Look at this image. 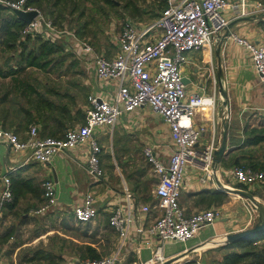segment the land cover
<instances>
[{
    "label": "built area",
    "instance_id": "obj_1",
    "mask_svg": "<svg viewBox=\"0 0 264 264\" xmlns=\"http://www.w3.org/2000/svg\"><path fill=\"white\" fill-rule=\"evenodd\" d=\"M159 16L146 26H138L127 20L115 36V50L112 54L98 52L85 37L74 31L57 27L52 20L37 7L27 4V0H0V4L15 13V9H36L38 14L21 28L22 34L40 33L55 40L65 32L71 36L72 50L90 63L93 74L107 88L113 83V91L106 93L100 87L87 95L84 121L65 130L62 136H41L35 123L29 125L25 137L11 128L0 125V143L14 152L28 151V158L41 163L51 162L56 156L78 146H87L84 167L87 173L100 180L104 170L100 163L102 146L95 132L104 126L113 127L119 116L138 107L147 106L169 124L171 150L167 161L156 153L157 144L147 143L142 152L152 165L157 181L154 187L156 198L155 217L148 223L138 221L132 211L117 204L110 210L108 222L117 234V239L107 254L91 257L83 264H118L123 259V248L129 238L130 228L136 236L145 235L146 243L152 244L150 256L141 264H164L166 256L162 245L166 241H185L195 236L207 223L221 215L218 207L201 208L188 213L180 202V191L189 166L199 170L198 180L205 185L219 188L227 185L225 179L242 183L247 190L264 179V168L250 165L225 167L214 161V150L219 139L198 146L204 125H194L192 115L198 108V101L204 94H188L182 80V66L189 61V51L210 46L229 23L225 9L232 8L237 16L261 14L264 18V2L260 0H165ZM242 46L251 61L252 67L264 87V43L252 40L237 31H229L225 36ZM65 47L68 44L65 43ZM106 83V84H104ZM264 112V104L262 107ZM213 122V120H212ZM214 123H212L213 126ZM0 175V215L13 200L10 170ZM56 183L52 178L42 181V203L34 213H46L58 204ZM231 186V185H228ZM252 211H256L248 202ZM150 205H140V211L148 213ZM71 212L77 222L91 221L98 215L96 194L92 190L83 193L80 202L72 205ZM149 237H155L152 241ZM142 242V241H140ZM140 243L135 245L138 251Z\"/></svg>",
    "mask_w": 264,
    "mask_h": 264
},
{
    "label": "crops",
    "instance_id": "obj_2",
    "mask_svg": "<svg viewBox=\"0 0 264 264\" xmlns=\"http://www.w3.org/2000/svg\"><path fill=\"white\" fill-rule=\"evenodd\" d=\"M240 1L231 0L232 3ZM260 1L264 2V0ZM224 12L229 18V23L232 22L230 31H237L252 40L264 43V18L260 17L261 14H258L260 15L258 17L253 15L237 16L232 8H227ZM223 32L210 46L189 51V61L182 66L181 72L185 77V89L188 94H204L214 96L216 99L211 119H208L199 108L192 115L194 125L200 124L205 127L199 137L198 146L208 143L212 135L216 140L219 139L220 143L224 129L223 121H225L227 122L226 150L228 149V151H224L221 160L233 159L236 162L240 156L238 153L240 147L239 144H230V134L243 139L245 126L264 124V112L262 111L264 87L252 67L246 50L227 40L225 36L223 37ZM114 50L101 52L109 55ZM7 78L10 80L9 77L3 79ZM11 85L4 87L0 85V125L16 129L21 137H25L29 125L32 123L37 124L39 129L40 120L35 118L28 122L21 116L16 103L10 104L9 100L2 98L1 95L8 89L10 90L9 96L12 94ZM106 85H108L107 88L103 84L101 87L106 89V93H111L114 84L109 82ZM92 87L97 88L98 86L93 85ZM212 123H214L213 126ZM95 135L102 146L100 163L104 170V176L100 180L91 182L89 178H86L84 167L86 145L69 149L62 155L56 156L51 162L41 163L28 158V151L15 153L9 146L0 143V175L9 167H14L10 173L13 175V186L17 191L13 205L6 206L0 215V228L6 225L23 228L35 223L36 226H40V230L33 231L28 240L17 241L21 243H29V241L43 238L49 234L47 233L49 231L47 223L34 222V219L30 218L33 216L30 213L32 206L37 208L41 203L40 200L43 201L42 181L46 178H52L56 183L58 204L45 214L49 218L54 215L59 216L62 229H64L62 226L64 219L72 225L79 224L72 217V205L80 202L83 193L87 190L95 192L98 215L88 221L87 232L95 235L98 242H103L104 239L106 242L108 241L107 250H100L101 256L110 252L117 239V234L108 222L110 210L114 206L121 204L124 208L132 211L138 221L148 224L155 217L154 187L157 175L144 156L142 147L147 143H156L158 145L156 153L162 160L167 161L171 150L169 124L149 107L142 106L130 112H124L112 128L104 126L97 129ZM246 147H254V145ZM198 174L197 168L189 166L180 191V202L188 213L206 208L205 203L199 200L203 190L217 189L215 186L201 183L197 178ZM225 180V183L230 185V180ZM227 196V200L222 204L212 205L220 207L221 215L203 226L195 236L185 241H166L162 245V253L166 259H169L168 264H184L188 261L191 264H212L214 259L221 260L224 249L218 248V246L226 243L224 242L226 233L246 228L255 219L254 217L249 221L252 211L246 198L229 192ZM145 203L150 205V210L146 214L140 211V205ZM6 209L12 211L7 212ZM20 211L22 212L19 213ZM22 216H27L28 220L22 222ZM52 222L55 221L52 220ZM11 238L13 236L4 243H0L2 247L0 248L4 250ZM146 238L148 237L145 235L138 234L136 236L134 227L130 228L129 238L123 248L122 261L124 263H127L126 258L129 254L134 257L133 263L138 264L150 256L152 244L146 243ZM149 238L156 241L155 237ZM39 243V247L47 245L42 239ZM137 243L141 244L138 251L135 250ZM11 252L8 251L7 254L10 255ZM122 261L118 264H122Z\"/></svg>",
    "mask_w": 264,
    "mask_h": 264
},
{
    "label": "trees",
    "instance_id": "obj_3",
    "mask_svg": "<svg viewBox=\"0 0 264 264\" xmlns=\"http://www.w3.org/2000/svg\"><path fill=\"white\" fill-rule=\"evenodd\" d=\"M88 2V3H87ZM122 7L127 9L132 15H139L143 7L139 4V0H120ZM165 6V0H162ZM89 3L99 4L98 6H116V0H27V4H31L49 17L52 22L60 28H66L65 23L73 18L77 20V27L73 31L79 37H84V34L89 32L86 30L90 24V20L86 16V10L89 9ZM88 4V5H87ZM26 22L24 19L15 13L8 10L7 7L0 4V50L10 53V58L13 59L12 63H7L4 67L0 64V77H9L12 85V94L9 96V89L6 90L1 96L4 100H9L10 104H17L21 116L26 118L27 121H32L35 118L39 119L40 127L39 134L41 136H62L68 128L67 122L73 119L84 121V113L81 111L71 114L67 105L63 104L59 107L57 112L53 110L57 107L54 105V100L50 99L48 92L41 90L37 84L33 83L28 77L21 76L20 73L29 67H34L39 70H47L48 68L60 67L65 58L58 55L60 52H68L65 43L51 40L44 37L40 33H27L22 34L21 28ZM73 52V51H72ZM74 55V54H73ZM75 57V56H74ZM78 61V58H76ZM87 100V99H86ZM52 111V112H51ZM247 127V128H246ZM17 133L18 130L13 129ZM264 143V124L248 125L245 126L244 138H237L236 135L230 134V144H239L242 150L236 162L233 159L227 161L221 160V165L229 167L235 165L242 159L243 156H250L249 153H243L246 146H255ZM264 168V164L248 163L254 168ZM12 173L9 174L11 179L13 200L7 204L12 206L15 202L17 191L13 186L14 178ZM235 186L244 187L242 183H235ZM253 194L258 192L255 189L250 190ZM228 198L227 193L219 189H205L202 191V196L199 200L205 203V207L212 205L218 206L226 201ZM72 214V212H71ZM73 217V214H72ZM28 220L27 216H22L21 221ZM81 223V222H77ZM63 226L65 228L76 229V225H72L69 221L64 219ZM15 225H9L0 232V243H4L8 238L14 235L16 230ZM89 222H85L83 234H88ZM37 234V233H35ZM218 248L224 249L221 260H213L212 264H264V231L251 235L245 239L226 242ZM93 257H97L98 253L89 245L85 248ZM30 251V255L26 257L23 254V259L28 261H38L41 264H83L80 261L66 262L64 255L61 251L55 252L52 249L45 247H34ZM127 264L134 261V257L129 254L126 258ZM184 264H191L185 262Z\"/></svg>",
    "mask_w": 264,
    "mask_h": 264
},
{
    "label": "rangeland",
    "instance_id": "obj_4",
    "mask_svg": "<svg viewBox=\"0 0 264 264\" xmlns=\"http://www.w3.org/2000/svg\"><path fill=\"white\" fill-rule=\"evenodd\" d=\"M139 4L141 7H143V9L139 15H132L127 9L122 7L120 0H116V6L114 7H100L98 6L99 4L89 3V9L86 10V16L90 20V24L86 30L89 29V32L87 30V33L84 34V37L93 44L98 52L114 50L115 36L117 35L121 24L124 21L131 20L139 27L146 26L151 24L159 16L163 8L162 0H139ZM65 24V29L67 31H73V28H76L78 23L77 20L73 18L72 21L69 19ZM55 41H63L64 43L68 44V47H71L68 48V52L63 51L58 54L64 56L65 58L63 64L60 67L48 68L47 70H39L34 67H29L23 70L20 75L28 77L33 83L37 84L41 90L48 92V97L54 100V105L57 107V109L55 108L53 112H57L59 107L65 104L67 105L71 114H75L78 111L84 113L87 104V95L95 90V88L92 86L96 85L102 89L101 83L95 78L93 74V68L90 63L79 57L77 53L72 50V39L71 36L66 33V31L59 34L58 37H55ZM74 56L78 58V61H76ZM10 57L11 56L9 52L0 50V64L3 67L7 65V63H12L13 59ZM0 85H2V87L5 85H11V80L8 78H0ZM79 123H81V120L76 118L69 120L67 125L68 127H72ZM241 151L242 150H239L238 153H241ZM19 153H25V151H19ZM243 153H249L250 156H243L242 159H239L240 161L236 163V165H246L248 163L256 162L264 164V143L258 146L246 148L243 150ZM257 166L258 167L256 168L260 167L259 164ZM86 178H89L90 182L97 180L94 176L87 172ZM229 184L233 187H238L235 186V183L232 181H229ZM255 188L258 191L255 193V195L260 200L264 201V179L257 182L253 189ZM233 195L240 197L238 194L233 193ZM40 202L42 203L41 200ZM26 205L27 203L25 201V206ZM35 207L32 206L31 210L33 213H30L33 216H30V218L34 219V222L38 221L42 224L47 223L49 227V231L47 233L49 234H46L43 238L41 237L37 240L29 241V243L17 242L19 240H28V237L33 233V231L36 232L37 229L40 230V226H36V223L31 226L26 225L23 228L19 226L16 228L11 241L8 242L4 247V250L1 249L2 247L0 246V264H41L42 262H38L36 260L28 261L27 259L24 260L22 257L23 254H26V257H28L31 253L27 250L37 247L40 244L39 242L41 239L45 244H47L44 246L45 248L52 249L55 252L61 251L66 262H82L87 258L93 257L92 255L88 254L89 252L85 249L87 245L94 247L98 253L97 257L101 256L100 250H107L108 241L106 242L104 239L103 242H98L95 235L91 236L83 234L85 223H79L76 225V227H78L76 229L65 227L62 229L59 223V216L56 217L54 215V217L49 218L45 213H34ZM6 211L8 212L12 210L6 209ZM21 212L22 211L19 213ZM52 220L55 222H52ZM90 224L93 225V223ZM6 226L1 227L0 231H2ZM16 244L19 245L16 246ZM8 251H12L10 255L7 254ZM122 264L127 263L122 261ZM131 264L138 263L132 262Z\"/></svg>",
    "mask_w": 264,
    "mask_h": 264
},
{
    "label": "water",
    "instance_id": "obj_5",
    "mask_svg": "<svg viewBox=\"0 0 264 264\" xmlns=\"http://www.w3.org/2000/svg\"><path fill=\"white\" fill-rule=\"evenodd\" d=\"M15 14L22 17L25 22H29L34 16L38 14V11L36 9H31V10H20V9H15L14 10ZM253 16H260V15H253ZM260 17H263L261 15ZM232 25L231 23H228L227 27H225L224 32H223V37L226 36L229 31L230 27ZM182 80H185V77H182ZM223 126L224 129L222 130V137L220 140V143L218 147L214 150V161L216 163L221 162V158L224 154V151L226 150V145H227V122L223 121ZM228 151V149L226 150ZM219 190H223L225 192L229 193H234L238 194L248 200L250 205L254 208L256 211L255 219L253 223L243 229L237 230V231H231L226 233L224 242H234L238 240L245 239L251 235H254L256 233H260L264 231V201L260 200L255 194H253L250 190L241 188V187H233V186H228V185H220ZM169 259H166L164 261V264H168ZM141 264V262H139Z\"/></svg>",
    "mask_w": 264,
    "mask_h": 264
},
{
    "label": "clouds",
    "instance_id": "obj_6",
    "mask_svg": "<svg viewBox=\"0 0 264 264\" xmlns=\"http://www.w3.org/2000/svg\"><path fill=\"white\" fill-rule=\"evenodd\" d=\"M194 104L205 114L208 119L212 118L215 110L216 99L214 96H203Z\"/></svg>",
    "mask_w": 264,
    "mask_h": 264
},
{
    "label": "bare ground",
    "instance_id": "obj_7",
    "mask_svg": "<svg viewBox=\"0 0 264 264\" xmlns=\"http://www.w3.org/2000/svg\"><path fill=\"white\" fill-rule=\"evenodd\" d=\"M214 242V241H213Z\"/></svg>",
    "mask_w": 264,
    "mask_h": 264
}]
</instances>
